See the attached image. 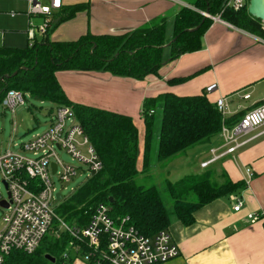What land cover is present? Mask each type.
<instances>
[{
	"label": "trees",
	"instance_id": "trees-1",
	"mask_svg": "<svg viewBox=\"0 0 264 264\" xmlns=\"http://www.w3.org/2000/svg\"><path fill=\"white\" fill-rule=\"evenodd\" d=\"M227 1L196 0L192 4L194 9L182 6L173 24L172 38L167 37L166 20L160 19L122 34L88 32L77 40L53 41L47 37L27 48L0 46V106L9 89L23 91L57 106H71L104 163L102 170L61 202L58 209L60 218L67 224L87 225L97 212L98 205L104 203L111 209L110 214L115 220L129 217V222L140 233L153 236L162 229H168L173 217L185 225L195 222L196 210L243 186L230 178L220 181L209 169L186 174L178 181L166 179L164 192L167 198L155 184L138 182L142 176L149 177L158 164L171 162L189 149L210 143L220 134L223 115L208 99L206 92L184 96L169 92L145 98L142 108L145 150L143 166L139 170V132L133 117L72 102L56 75L57 71L63 70H95L145 79L158 73L168 60L203 48L202 37L211 27L213 19L207 17L202 22L205 15L199 9L209 10L210 14L220 15L240 29L264 37V27L259 24L260 19L249 13L248 3L236 11L226 6ZM199 24L201 27L196 29ZM167 47L170 49L169 57L165 53ZM158 101L161 113L155 133ZM239 119L231 116L229 122ZM56 224L35 253L12 250L4 264H72L77 256L65 259L63 254L71 236L64 231L57 236L54 230L60 229V226L59 222ZM102 247L105 249L106 244L103 243ZM87 250L90 251L84 245L82 253ZM45 254L55 256V263L48 260ZM95 258L88 264H95Z\"/></svg>",
	"mask_w": 264,
	"mask_h": 264
},
{
	"label": "crops",
	"instance_id": "crops-1",
	"mask_svg": "<svg viewBox=\"0 0 264 264\" xmlns=\"http://www.w3.org/2000/svg\"><path fill=\"white\" fill-rule=\"evenodd\" d=\"M195 2L77 0L67 3L64 0L62 7L52 14L51 24H60L59 31L52 30L50 25L45 38L62 41L77 40L88 32L122 34L160 19L166 20L167 37L172 38L173 24L179 10L182 6L193 8ZM87 8L90 17H82L76 23V17ZM29 9L28 0H0V25L12 23L9 30L0 33L1 47L27 48L32 46L33 41L45 39V33L41 38L36 34L31 39V20L44 18L38 16L31 19ZM70 14L73 16L69 17ZM228 23L227 20L213 19L211 27L202 37V49L168 60L158 73L150 74L145 79L137 80L95 70H63L57 71L56 75L72 102L133 117L139 132L141 155L138 167L141 170L146 132L142 109H139L140 116L136 109L144 103L145 98L169 92L180 96L206 92L213 104L217 98L225 97L231 116L238 118L246 109L264 101V40ZM70 33L76 36L70 37ZM169 53L170 50L166 57H169ZM213 83L217 87L208 92L207 88ZM245 93H249L250 97L243 99ZM1 106L4 107L3 104ZM244 139L245 145L234 155L219 159L208 167H202L201 162L209 158L213 147L220 144V135L210 143L200 144V147H205L190 149L199 168L192 173L209 169L220 181L230 178L243 186L196 210L195 222L191 224L185 225L173 217L168 229L182 251L178 257L159 264H264V124L252 130ZM247 167L255 173L250 184L245 183ZM234 196L243 200L244 205L240 210L234 208ZM254 214L260 215L261 219L253 222L251 217ZM79 257L72 264H88V260L84 263Z\"/></svg>",
	"mask_w": 264,
	"mask_h": 264
},
{
	"label": "built area",
	"instance_id": "built-area-1",
	"mask_svg": "<svg viewBox=\"0 0 264 264\" xmlns=\"http://www.w3.org/2000/svg\"><path fill=\"white\" fill-rule=\"evenodd\" d=\"M28 1V16L31 19L38 16L44 18V23L38 26L31 20L29 31L31 39H34L37 31L41 34L47 32L54 10L60 9L64 0H48L46 4L42 0ZM246 4V0H228L226 6L240 11ZM203 14L210 19L222 20L220 15L206 11ZM216 87L213 83L207 91L211 92ZM249 97V93L242 96L243 99ZM25 102L23 91L9 89L2 104L15 113ZM215 104L223 115L219 134L221 142L210 150L209 158L201 162L202 167L234 155L245 145V136L264 124V101L246 109L240 119L234 122H229L231 112L225 97L217 98ZM50 120V127L45 132L33 135L32 139L22 145L24 151L33 153V157L11 148L0 151V264H4L12 250L35 253L45 236L54 229L55 220L60 222V229L54 230L55 234L59 236L64 231L71 236L63 253L65 259L76 255L85 256L88 261H93L92 258L96 257L95 264H159L178 257L182 250L169 229H162L153 236L142 234L129 222V217L115 220L107 204L100 203L97 212L83 227L67 224L58 216L54 200L58 199L57 193L60 192H57L52 178L56 175L67 183L79 174L80 169L76 165L65 163L59 156V150H67L73 159L87 164L90 170L88 178L102 170L104 163L71 106H57L52 111ZM53 163L57 165L55 171ZM246 174L248 177L245 183L250 184L255 173L252 168L247 167ZM233 199L235 210H240L244 205L243 200L235 196ZM2 201L8 207L1 205ZM251 218L256 222L261 216L254 214ZM103 243L106 244L105 249L102 247ZM84 245L90 251L82 253Z\"/></svg>",
	"mask_w": 264,
	"mask_h": 264
},
{
	"label": "rangeland",
	"instance_id": "rangeland-1",
	"mask_svg": "<svg viewBox=\"0 0 264 264\" xmlns=\"http://www.w3.org/2000/svg\"><path fill=\"white\" fill-rule=\"evenodd\" d=\"M45 4L48 3V0H42ZM67 3H74L77 0H65ZM88 2V1H87ZM249 1H247L248 3ZM194 8V6H193ZM28 10V9H27ZM202 13H204V10L199 9ZM82 15V16H81ZM84 15V16H83ZM82 17H85L86 19L90 17L89 9L83 10L81 13H79V16L76 17V23L80 22ZM53 19V18H52ZM35 24H41L44 23L43 19H35ZM261 27H264V22L260 20ZM12 26V23L10 25L2 24L0 25V33L4 30H9ZM52 30L59 31V28L61 27L60 24L52 25ZM51 26L47 29L46 35L49 32ZM37 31V30H36ZM52 31V33L54 32ZM248 31V30H247ZM249 32V31H248ZM251 33V32H250ZM37 37L41 38L43 35L37 31ZM75 34V33H74ZM72 33L68 34L70 37H74ZM253 34V33H251ZM254 36H257L260 39L264 40V37L258 36L255 33ZM67 39V38H66ZM44 40V39H42ZM41 40V41H42ZM37 41H33L32 45L35 44ZM168 48V47H167ZM166 48V49H167ZM170 49L167 50L169 52ZM166 52V53H167ZM26 102L23 105H20L16 109V112L13 113V111L8 107H2L0 106V151H6L7 148H11L13 151L16 152H23L26 155L33 157V153L24 151L22 148V145L24 143H27L30 139L33 138V135L45 132L52 122L51 115L52 111L57 107L54 103L51 101H42L40 99H37L36 97H31L29 94L24 93ZM144 106V103L141 104L139 107H137V113L140 114V110ZM156 112H155V126L154 131L155 132L158 128L159 121H160V102L158 101V104L156 106ZM143 116V115H142ZM15 121L17 124H15ZM156 133V132H155ZM218 137V135H216ZM200 147V146H197ZM205 147L201 146L200 148ZM200 148H197L199 150ZM59 156L62 158V160L66 163H71L73 165H76L79 167V174L73 178L70 182H63L61 181L58 176L54 175L53 180L55 181V185L57 188V192H60L62 195H64L63 200H54V206L57 210L58 216L60 217L59 213V206L61 205V202L67 199V197L71 196L74 189L81 186L82 183L88 180V177L90 176V170L87 166V164L80 163L79 161L72 158V156L67 152V150H59ZM197 160L195 158V155H193L192 150H188L186 154L179 155L175 158H173L170 161L164 162L163 164H158L155 169H152L151 175L149 177L142 176L141 178H138L139 183H145L147 185L155 184L158 186L160 191L164 192V187L166 185L165 180H171V181H178L181 178L186 177V174L192 173V171H198L199 168L197 167L198 164H196ZM166 169H163L165 165H167ZM6 195V193H5ZM163 196L167 198L166 192L163 193ZM63 220V219H62ZM58 220H55L53 225L55 226L56 223H58ZM57 225V224H56ZM60 226V222L58 224ZM49 233L47 234L48 237ZM59 257H61V254H57ZM83 259L82 261L84 263H87V259L85 256H80L79 259Z\"/></svg>",
	"mask_w": 264,
	"mask_h": 264
},
{
	"label": "water",
	"instance_id": "water-1",
	"mask_svg": "<svg viewBox=\"0 0 264 264\" xmlns=\"http://www.w3.org/2000/svg\"><path fill=\"white\" fill-rule=\"evenodd\" d=\"M247 9H249V13L252 15V17H254L255 19L258 18L264 22V0H249ZM207 13L210 14L209 10L207 11ZM207 17L208 16L205 15V18L202 20V22H204ZM199 27H201V24H199L196 29H198ZM14 74H16V72ZM52 165L53 170L55 171L57 169V165L55 163H53ZM57 198L58 200L64 199L63 195H61L60 193H57ZM1 205L8 207V204L5 201H2ZM45 255L48 260H50L52 263H55L57 259L55 256H52L50 254Z\"/></svg>",
	"mask_w": 264,
	"mask_h": 264
}]
</instances>
